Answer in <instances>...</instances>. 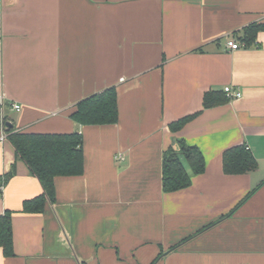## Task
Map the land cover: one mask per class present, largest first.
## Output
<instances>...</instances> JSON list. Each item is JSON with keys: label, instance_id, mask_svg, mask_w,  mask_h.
Here are the masks:
<instances>
[{"label": "crops", "instance_id": "1", "mask_svg": "<svg viewBox=\"0 0 264 264\" xmlns=\"http://www.w3.org/2000/svg\"><path fill=\"white\" fill-rule=\"evenodd\" d=\"M254 21L264 0H0V176L14 169L0 214L13 211L15 249L0 247V264H264V31L256 45H226ZM225 86L242 95L205 108V93ZM111 87L117 123L72 118ZM5 119L83 136L84 173L56 176L43 212L23 211L43 188L4 137ZM182 141L206 168L165 192L164 157ZM240 145L258 166L226 173L224 152Z\"/></svg>", "mask_w": 264, "mask_h": 264}, {"label": "trees", "instance_id": "2", "mask_svg": "<svg viewBox=\"0 0 264 264\" xmlns=\"http://www.w3.org/2000/svg\"><path fill=\"white\" fill-rule=\"evenodd\" d=\"M264 31V21H254L243 29L239 36L240 42L247 47L258 43V33ZM224 90H210L205 93L204 107L210 108L229 101ZM197 114L185 116L170 124L172 131L181 130ZM72 118L82 125L114 124L119 120L118 93L111 87L83 99L77 104ZM8 126V140L15 149L16 156L23 160L30 172L36 177L43 188L40 195L26 199L23 203L25 212H43L47 203L56 201V176H71L84 173V148L81 132L71 133H33L15 130ZM184 158L192 169L188 171ZM223 166L226 173L238 174L257 168L258 163L253 153L244 145L234 146L225 150ZM206 162L201 149L196 145L181 143V150L166 152L162 166V186L165 192H174L192 184V174L205 171ZM12 171L0 176V194L2 187L13 175ZM13 211L6 210L0 214V247L6 256H15L13 234ZM189 239V238H187ZM186 240L173 246L169 251L177 249ZM163 256V255H162ZM161 255L158 257L161 258ZM156 259L154 263L158 260ZM153 263V264H154Z\"/></svg>", "mask_w": 264, "mask_h": 264}, {"label": "built area", "instance_id": "3", "mask_svg": "<svg viewBox=\"0 0 264 264\" xmlns=\"http://www.w3.org/2000/svg\"><path fill=\"white\" fill-rule=\"evenodd\" d=\"M226 45H227V48L230 50H236V49H239V48H242L243 46H245L244 44H242L241 42L237 41L234 38H228ZM224 91L226 92L227 96L230 99L239 98L242 95V92L240 90L234 89L232 86H225ZM0 99L1 100L3 99L2 96H0ZM12 106L15 110L19 111L21 109L20 104L14 103V104H12ZM7 129H8V126L6 124L5 125L6 133H5L4 137L8 135ZM120 160H124V157L120 156ZM2 189H3V187H2Z\"/></svg>", "mask_w": 264, "mask_h": 264}, {"label": "water", "instance_id": "4", "mask_svg": "<svg viewBox=\"0 0 264 264\" xmlns=\"http://www.w3.org/2000/svg\"><path fill=\"white\" fill-rule=\"evenodd\" d=\"M8 125H9V126H12V123H9V122H8Z\"/></svg>", "mask_w": 264, "mask_h": 264}]
</instances>
